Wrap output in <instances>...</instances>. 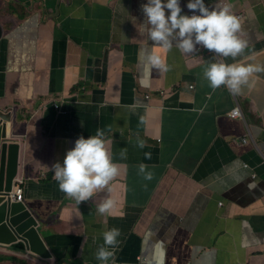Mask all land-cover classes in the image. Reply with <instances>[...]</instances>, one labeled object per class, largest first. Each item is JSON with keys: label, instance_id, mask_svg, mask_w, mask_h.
<instances>
[{"label": "crops", "instance_id": "0c3cea01", "mask_svg": "<svg viewBox=\"0 0 264 264\" xmlns=\"http://www.w3.org/2000/svg\"><path fill=\"white\" fill-rule=\"evenodd\" d=\"M145 2L0 0V112L12 114L23 202L51 254L42 264H99L112 227L110 264H264V72L239 94L213 90L203 69L214 56L163 49L137 30ZM223 3L245 17L247 44L219 61L264 65V0H205ZM236 101L246 123L229 116ZM97 129L119 171L78 204L50 167ZM248 129L253 144L242 143Z\"/></svg>", "mask_w": 264, "mask_h": 264}, {"label": "clouds", "instance_id": "9594fccd", "mask_svg": "<svg viewBox=\"0 0 264 264\" xmlns=\"http://www.w3.org/2000/svg\"><path fill=\"white\" fill-rule=\"evenodd\" d=\"M180 1H186L185 6L189 9L186 13L182 11ZM142 10L146 20L145 23L139 24L137 30L141 32L146 30L150 41L160 44L163 49L171 48L175 42V46L184 53H191L195 50L198 54H208L218 60L207 62L203 69V76L213 90L224 85L232 94H239L242 86L246 85L249 88L253 86L254 81L250 82L249 79L253 74L264 72V65L260 64L219 61V55L236 57L247 44L245 40L240 38L238 33L245 17L238 14L234 15L230 11L229 4L223 3L210 8L205 4V0H146L142 5ZM237 16L242 17L241 22ZM145 25H147V28H145ZM0 30L2 33L1 28ZM151 62L160 70H167V65L158 56L151 57ZM193 89L194 87H190V90ZM172 90L170 89V91ZM167 96L168 92H161L163 99ZM236 103V107L229 116L234 120L246 123L238 102L236 101ZM53 108L56 111L59 110L57 104L53 105ZM234 111H238L240 116L233 118ZM7 113L11 114L10 111ZM249 133L248 129L247 137L242 139L243 144L250 143L252 137ZM109 144L110 141L105 139L104 131L97 129L94 135H89L87 138L84 136L76 138L73 147L66 150L62 162L57 161L51 165L50 168L59 189L73 197L78 204L92 198L94 193L105 189L113 177L118 174L119 169L117 163L112 159ZM137 145L142 148L144 142L139 140ZM120 155L123 158L126 154L122 151ZM145 156L149 158L150 153H145ZM145 168L146 166L143 163L138 166V170L144 174V178L151 179V172L145 171ZM245 168H248V166H245ZM20 185H22V181H18L16 176L9 199L11 203L26 206L23 202L24 190ZM16 189L22 191L23 198L21 202L12 199V194ZM112 204L111 199H104L98 205V211L106 212ZM28 208L31 209V207ZM29 209L27 210L31 214ZM119 235L120 231L115 227L102 233V246L96 252V259L99 264H110L109 258L112 256V251L109 246L114 247L118 243L117 238ZM10 248L15 250L3 249L20 257L0 254V264H42L50 259L35 261L30 258L28 253L19 254L16 250L23 251L24 249L21 242Z\"/></svg>", "mask_w": 264, "mask_h": 264}, {"label": "water", "instance_id": "95a60500", "mask_svg": "<svg viewBox=\"0 0 264 264\" xmlns=\"http://www.w3.org/2000/svg\"><path fill=\"white\" fill-rule=\"evenodd\" d=\"M11 119L12 114L0 112V247L13 251L15 249L10 247L21 242L24 249L16 252L28 253L35 261H46L51 255L36 230L28 206L11 203L9 199L18 174L19 158V145L10 131Z\"/></svg>", "mask_w": 264, "mask_h": 264}, {"label": "built area", "instance_id": "2783aa9c", "mask_svg": "<svg viewBox=\"0 0 264 264\" xmlns=\"http://www.w3.org/2000/svg\"><path fill=\"white\" fill-rule=\"evenodd\" d=\"M237 17L239 18V20H240V22H241L242 17H241V16H237ZM239 116H240V114H239L238 111H234L233 114H232V117H233V118H237V117H239ZM22 198H23V196H22V191H21L20 189H16V190L13 192V194H12V199H13L14 201L21 202V201H22Z\"/></svg>", "mask_w": 264, "mask_h": 264}, {"label": "rangeland", "instance_id": "374dc122", "mask_svg": "<svg viewBox=\"0 0 264 264\" xmlns=\"http://www.w3.org/2000/svg\"><path fill=\"white\" fill-rule=\"evenodd\" d=\"M242 26H240V30H239V32H241V34H242ZM30 175V168L29 169H26L25 170V178H28V176ZM26 264H31V263H26Z\"/></svg>", "mask_w": 264, "mask_h": 264}]
</instances>
